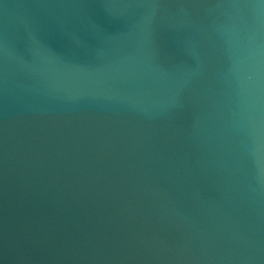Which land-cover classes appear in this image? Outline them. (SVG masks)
<instances>
[{"label": "water", "instance_id": "1", "mask_svg": "<svg viewBox=\"0 0 264 264\" xmlns=\"http://www.w3.org/2000/svg\"><path fill=\"white\" fill-rule=\"evenodd\" d=\"M0 264H264V0H0Z\"/></svg>", "mask_w": 264, "mask_h": 264}]
</instances>
